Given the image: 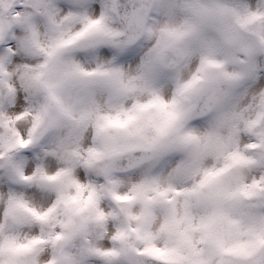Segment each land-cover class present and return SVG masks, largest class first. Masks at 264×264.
<instances>
[{
  "label": "clouds",
  "instance_id": "9594fccd",
  "mask_svg": "<svg viewBox=\"0 0 264 264\" xmlns=\"http://www.w3.org/2000/svg\"><path fill=\"white\" fill-rule=\"evenodd\" d=\"M0 264H264V0H0Z\"/></svg>",
  "mask_w": 264,
  "mask_h": 264
}]
</instances>
